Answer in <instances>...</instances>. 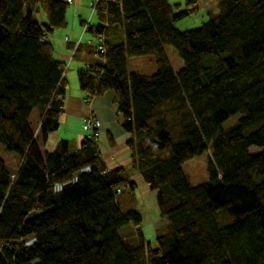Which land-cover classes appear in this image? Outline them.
Returning a JSON list of instances; mask_svg holds the SVG:
<instances>
[{
  "label": "trees",
  "instance_id": "trees-1",
  "mask_svg": "<svg viewBox=\"0 0 264 264\" xmlns=\"http://www.w3.org/2000/svg\"><path fill=\"white\" fill-rule=\"evenodd\" d=\"M215 1L214 18L179 31L197 0H97L95 21H81L94 42L68 45L96 58L78 85L113 92L130 166L155 192L152 246L138 184L106 166L98 135L46 149L68 88L49 37L68 2L0 0V143L20 157L14 172L0 158V264H264V0ZM149 54L153 73L128 70ZM208 150V179L192 184L182 165Z\"/></svg>",
  "mask_w": 264,
  "mask_h": 264
},
{
  "label": "rangeland",
  "instance_id": "rangeland-1",
  "mask_svg": "<svg viewBox=\"0 0 264 264\" xmlns=\"http://www.w3.org/2000/svg\"><path fill=\"white\" fill-rule=\"evenodd\" d=\"M169 1L171 3L180 4L181 8L185 7V3H186V0H169ZM90 2L91 0H89L88 2L87 14L85 18L88 20L95 21V15H94V12L92 11ZM72 6L73 4L72 5L69 4L67 10L72 8ZM217 14H218V10H217V4L215 0H197L195 12L182 20L176 21L174 25H175V28L178 29L179 31L193 29V28L200 26L202 22L210 18H214ZM35 17L37 21H45L44 14L41 12L38 13ZM82 28H83V25L82 27H80V35L78 36L81 41H82V35L86 31L85 29V31L83 32ZM50 38H51V35L49 39ZM63 40L65 41V37L63 38ZM165 48H166L167 56L169 60L171 61L172 65L174 67H178L179 65H181L182 60L177 55L175 50L171 46H167ZM72 59L73 58L70 55V57L66 60V65L64 67L65 75L68 81L67 92L69 93L73 92L74 89L77 91H80L78 85L74 87V85L72 84V82L74 81L76 77V71L74 70L75 61H73ZM175 60L180 62L178 66L174 65L176 63ZM127 68L129 71L151 74L156 69V66L154 63V57L152 54L145 55V56H129L127 57ZM239 117H240V114H234L233 116L228 118L223 123V127L229 128L235 125ZM79 131H82L83 135L84 133H86L82 129V119H81V122H78V124L75 121V119L71 120L70 122H68L67 127L64 126V124H62L59 130L57 129L56 131L50 133L49 141L46 144V149L49 151L53 149V141L56 138L72 139L76 135V132H79ZM72 142L74 143L73 139H72ZM253 149H257L256 152L260 150V148L258 147H252L250 151H253ZM209 153L210 152L208 150L202 155L196 156L183 163L182 170L187 175V177L189 178L192 184H198L208 179V172H207L206 166H207V158H208ZM0 158L4 160L6 166L11 172H14L17 169L19 162H20L19 155L13 151L5 149L1 143H0ZM124 168L126 169L128 177L130 179L135 180L138 184V188L136 189V192H135L136 198H137L136 208L142 215V228H143L144 234L146 238L151 242L152 246H154L155 245V240H154L155 229L164 224V220L158 216V209H157L156 200H155V192L151 190L143 180H141V178L138 175V172L135 169H133L130 166V164H128ZM128 228L129 227L127 226V227L120 229V233L122 234Z\"/></svg>",
  "mask_w": 264,
  "mask_h": 264
},
{
  "label": "crops",
  "instance_id": "crops-1",
  "mask_svg": "<svg viewBox=\"0 0 264 264\" xmlns=\"http://www.w3.org/2000/svg\"><path fill=\"white\" fill-rule=\"evenodd\" d=\"M88 2L89 0H70V2H68V5L73 4V6L66 12V28L55 30L51 34L50 40L51 42L53 40L52 43L55 48L56 56L62 60L66 61L70 57V55L72 56L71 50L69 49L68 45L69 43H72L73 41L77 40L78 36L80 35V27H82L81 21L86 20L85 16L87 14ZM64 37H68L69 41L65 42L63 40ZM94 39V35L88 31H85L82 35L83 42H94ZM72 60L75 61L74 70L76 71V77L72 84L74 85V87H76V85H78L77 70L82 67L88 66L90 63L94 62L96 58L93 55L81 52L76 58ZM175 62L176 63L174 65L176 66L180 64V62H178L177 60H175ZM181 65H179L178 67H174L172 65V67L174 70H178ZM79 90L80 91L74 89V91L70 93L66 90L64 96V112L59 119V128L62 124L67 127L68 122L73 119H75L78 124V122H81V119L88 114L96 116L101 121L97 140L99 143V149L105 160L106 166L108 168L127 166L128 164H130L131 160L130 151L125 145L128 135L125 131L122 130L120 126L121 117L117 112L113 92L107 91L98 96L87 97L85 92L82 91L80 87ZM86 135L87 133H84L83 135L82 131L76 132V135L74 136V138H72L74 144L78 145L82 138ZM49 137L50 134L48 136L47 142L49 141ZM72 139L56 138L53 141V148L55 147L56 143L60 140L72 141Z\"/></svg>",
  "mask_w": 264,
  "mask_h": 264
},
{
  "label": "built area",
  "instance_id": "built-area-1",
  "mask_svg": "<svg viewBox=\"0 0 264 264\" xmlns=\"http://www.w3.org/2000/svg\"><path fill=\"white\" fill-rule=\"evenodd\" d=\"M113 1V0H112ZM67 2H70V0H67ZM97 3V0L95 1H91L90 2V5H91V8H92V11L94 12V9H95V4ZM90 20L87 19V23L89 22ZM89 24V23H88ZM87 24L83 25V28H82V31L84 32L85 31V28H86ZM93 31H95V28L93 29ZM79 38V37H78ZM65 41H69L68 37H65ZM98 41L99 43H97L96 45V49L100 52H103V36H98ZM81 42L80 38L73 41L74 43V48L76 47V45H78L79 43ZM88 43H91V42H88ZM73 52H74V49L71 51L72 55H73ZM101 126V121L99 118H97L96 116H93L91 114H88V115H85L83 118H82V129L86 132H89L90 134L94 133L95 136L98 135L99 133V128Z\"/></svg>",
  "mask_w": 264,
  "mask_h": 264
}]
</instances>
